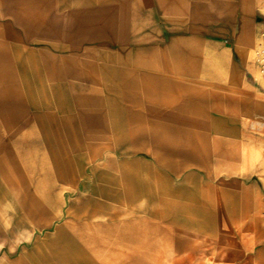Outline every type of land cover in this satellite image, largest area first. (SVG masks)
I'll list each match as a JSON object with an SVG mask.
<instances>
[{
  "label": "rangeland",
  "instance_id": "1",
  "mask_svg": "<svg viewBox=\"0 0 264 264\" xmlns=\"http://www.w3.org/2000/svg\"><path fill=\"white\" fill-rule=\"evenodd\" d=\"M74 1L0 0V42L8 44L6 54L11 59L10 67L1 73L6 78L18 77L11 81L20 106H24L0 111V143L17 157L18 146L10 141L12 136L20 127H30L36 133L40 130L36 113L25 110L30 98L17 65L21 58L15 51L22 48L32 51L35 61L48 70L47 82H58L67 92V111L58 109L59 99L51 97V109L46 113L51 129L66 131L73 143L88 138L87 130L95 127L101 147L105 139L116 138L113 131L132 125L137 138L120 140V147L138 149L131 157L144 161L151 160L146 149L155 152L162 163L155 164V172L184 188L164 196L170 200L166 204L159 183L151 179L152 191L137 203L146 210H168L179 223L190 220L192 224L155 223L148 215L139 236L132 235L126 244L128 253H99L95 259L99 264H124L138 248L145 250L144 255L131 264H264V166L257 154L264 129H256L255 123L264 122V73L258 61L264 49V0H210L208 27L196 20L189 22L193 28L178 30L200 35L197 41L169 35L160 39L156 31L145 29L139 30L138 45L130 52L107 45L105 36L88 34L97 24L91 29L92 24L82 21L80 15L76 20L75 6L70 4ZM15 13L22 25L36 27L28 37L25 29L14 23ZM41 19L49 30L42 25L37 28ZM144 22L140 19L135 25L141 29ZM104 24L99 22L98 28ZM103 80H109L108 88ZM92 88L101 96L98 107L89 101ZM4 92L0 80V95ZM42 150L46 153L44 146ZM109 155L118 158L115 152ZM95 163L102 165V161ZM81 169L78 164L71 167L69 184L81 181ZM173 169L180 174L174 175ZM141 172L145 176L146 171ZM56 175L51 167L37 179L39 190L53 185V202L42 200L47 205L46 215L35 221L39 225L43 218L54 222L38 232L40 244L53 235V225L68 219L56 216L75 196L57 201L60 188L69 184L58 181ZM29 180L27 175L25 181L32 192L35 187ZM93 182V177L85 180V187L77 191L89 194ZM244 191L247 196L243 197ZM11 195L0 202L4 226L19 205L17 196ZM27 222L0 232V264L10 261L4 250L21 246L32 236L33 223ZM22 253L19 249L12 256Z\"/></svg>",
  "mask_w": 264,
  "mask_h": 264
},
{
  "label": "crops",
  "instance_id": "2",
  "mask_svg": "<svg viewBox=\"0 0 264 264\" xmlns=\"http://www.w3.org/2000/svg\"><path fill=\"white\" fill-rule=\"evenodd\" d=\"M70 4L75 6L76 20L80 15L82 21L92 24L91 29L97 24L94 31L87 32L88 34L105 36L108 39L107 45H116L129 52L138 45L135 44V40L141 35L138 33L139 30L156 31L155 36L160 39L169 35L197 41L200 35L178 30L193 28L189 22L196 20L202 21L205 28L209 26L210 20V0H75ZM18 15H14L13 21L18 27L25 29V35L28 37L30 30L34 31L36 27L33 24L22 25ZM139 18L145 21L141 29L135 25ZM101 21H105V24L98 28ZM36 25L37 28L42 25L45 30L51 28L45 23V19L39 20ZM6 45L0 42V80L5 88V92L0 95V111L20 106L15 94L14 81H11L17 80L18 77L6 78L1 73L4 67L9 68L11 64V59L6 54L8 44ZM15 51L19 59L21 58V63L17 61V65L25 81L26 95L30 98L25 110L36 113L40 130L36 133L30 127H20L18 133L9 139L18 146L17 157L12 156L14 154H11L3 142L0 143V202L11 197V194L16 195L19 201L16 213L8 224L4 226L0 222V232L26 224L28 220L33 223V233L27 241L21 246L4 250L5 256L10 258L9 264H99L95 260L99 253L126 254V244L132 235L139 236L141 226L148 223V215L155 223L168 222L172 225L188 226L190 220L179 223L181 220L179 221L168 210H146L137 203L139 197L152 191L151 179L159 183L162 197L175 195L184 188L174 185L162 173L155 172L158 169L155 164H162L161 158L155 152L146 149L145 152L150 153L151 160L144 161L131 157L138 149L131 147L125 150L120 147V140L126 138L134 141L137 138L132 125L127 130L113 131L116 138L113 141L105 139L101 147L98 141L99 133L95 127L87 130L88 138H78L69 143L66 131L50 128L49 116L46 114L51 109L50 100L54 96L59 99L58 109L63 111L70 109L64 86L58 82L52 85L47 82L50 80L47 76L48 70L35 61V54L32 51H25L22 48H15ZM55 78L54 80L58 79ZM108 81L103 80L107 88ZM88 95L90 103L98 107L101 96L96 89L92 88ZM25 123L27 124V121ZM70 144H73L72 148ZM28 152L31 158L28 157ZM114 152L118 158L109 157V154ZM28 158L31 161H28ZM38 160L42 162L36 163ZM97 161H102V165L98 166L95 163ZM150 163L153 166L150 167ZM74 164L82 168L79 174L82 179L75 184H69V181H72L70 169ZM51 167L55 169L58 181L69 184V187L60 188V198L57 201L61 199L66 202L71 194L75 196L70 200L68 207L62 209L56 216L68 219L62 225H53V235L47 236L45 242L40 244L38 232L50 227L54 222L43 218L39 225L35 221L38 222V217L41 219L40 215H46L47 205L42 200L52 204L53 185L49 186L48 190H39L37 179L40 174L49 173ZM143 169L146 171L145 176L141 172ZM172 172L176 176L180 174L176 169ZM27 175L30 176L29 181L34 183V192H31L28 182L25 181ZM91 177L94 178V182L90 186V193L77 191V188L85 187V180ZM157 194L160 195L159 192ZM242 196H247V192H242ZM163 200L166 204L170 201L166 197ZM119 204L129 208L120 209L117 207ZM235 207L230 206L231 209ZM223 209L226 210L224 204ZM90 229L97 231L89 232ZM121 248H124V252ZM19 249L23 250V253L13 257L12 254ZM144 252L145 250L138 248L135 256L129 255L130 260L124 264L139 262Z\"/></svg>",
  "mask_w": 264,
  "mask_h": 264
},
{
  "label": "bare ground",
  "instance_id": "3",
  "mask_svg": "<svg viewBox=\"0 0 264 264\" xmlns=\"http://www.w3.org/2000/svg\"><path fill=\"white\" fill-rule=\"evenodd\" d=\"M261 81H264V80H261ZM255 123L258 124V127L256 129L263 131L264 122L256 121ZM258 140L259 141H258V145H257V154H258V156L260 158L261 164L264 166V136L260 134Z\"/></svg>",
  "mask_w": 264,
  "mask_h": 264
},
{
  "label": "built area",
  "instance_id": "4",
  "mask_svg": "<svg viewBox=\"0 0 264 264\" xmlns=\"http://www.w3.org/2000/svg\"><path fill=\"white\" fill-rule=\"evenodd\" d=\"M262 36H263V40H264V32L262 33ZM258 61H259V65H260V70H261V72L264 73V49L260 51Z\"/></svg>",
  "mask_w": 264,
  "mask_h": 264
}]
</instances>
